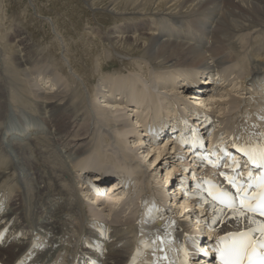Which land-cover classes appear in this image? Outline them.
<instances>
[{"label":"bare ground","instance_id":"bare-ground-1","mask_svg":"<svg viewBox=\"0 0 264 264\" xmlns=\"http://www.w3.org/2000/svg\"><path fill=\"white\" fill-rule=\"evenodd\" d=\"M83 2L93 17L76 33L80 67L60 29L39 48L17 25L0 29V223L9 239L0 264H85L87 255L126 264L137 237L157 232L177 250L185 241L196 264L206 225L214 236L263 221L203 195L183 199L174 186L192 158L172 151L171 139L152 144L150 133L198 113L223 138H264V0ZM113 62L115 71L104 69ZM107 177L115 194L93 197L86 179ZM121 177L131 183L125 193Z\"/></svg>","mask_w":264,"mask_h":264},{"label":"rangeland","instance_id":"rangeland-1","mask_svg":"<svg viewBox=\"0 0 264 264\" xmlns=\"http://www.w3.org/2000/svg\"><path fill=\"white\" fill-rule=\"evenodd\" d=\"M4 1H5V3H4ZM14 1V2H13ZM25 2V3H24ZM33 2V3H32ZM0 14H4V15H2L1 17L4 19L5 17H6V19H4V21H5V23H4V21H2V22H0V29H1V31H2V33H3V31L5 30V32L4 33H8V34H11V32L14 30V29H21L22 28V30H24V32H26V34H27V38H28V40H29V43L30 44H33V46H36L37 48H39V47H45L46 46V44H47V42L48 43H50L49 41L50 40H52V38H56V36L54 35V32L52 31V30H59L60 29V32H59V34L60 33H62V34H60L61 36H65L66 37V35H69V36H71V37H66V38H63L64 40H65V42L66 43H68V46H69V48H70V51H71V54L72 55H75L74 57L76 58V60H77V63H78V66H79V64H81V63H79V62H82V63H85V60L84 59H86V55L83 53L84 51H83V46H82V44H81V38H80V36L78 35V37H77V34H80V32L83 30V28H84V23L86 22V20H91V18L93 17V14H92V11L91 10H89V8H87V5L83 2V0H11V1H9V3H8V0H7V3H6V0H3L2 2L0 1ZM11 3L13 4V5H11ZM18 5H17V4ZM82 3V4H81ZM10 4V5H9ZM23 4V5H22ZM33 4H35L34 6H33ZM5 6V7H3V9L5 8V11L3 10V9H1L2 8V6ZM22 5V6H21ZM27 5H28V7L29 8H27ZM7 6V7H6ZM13 6V7H12ZM14 6H15V8H14ZM18 6V7H17ZM20 6V7H19ZM36 6V7H35ZM24 7V8H23ZM35 7V8H34ZM17 8V9H16ZM18 8H20V10H21V12H20V10H18ZM27 8V9H26ZM38 8V9H37ZM14 9H15V11H14ZM31 9V10H30ZM4 11V12H2V11ZM18 10V11H17ZM88 10V11H87ZM37 11H39V12H37ZM2 12V13H1ZM13 12V13H12ZM17 12H20V13H17ZM26 12V13H25ZM34 12H36L35 14H34ZM91 12V13H90ZM14 13H16V14H18L19 16H14L15 14ZM25 15H24V14ZM39 13V14H38ZM101 13V12H100ZM6 14V15H5ZM40 14H42V15H40ZM91 14V15H90ZM20 15H23V16H20ZM45 15V16H44ZM57 15V16H56ZM4 16V17H3ZM11 16V17H10ZM39 16H41L40 18H39ZM15 17V18H14ZM19 17H21V19L24 17L25 18V20H24V18H23V20H22V22L23 23H21V19L19 18ZM27 17V18H26ZM37 17V18H36ZM8 18V19H7ZM10 18H11V21H10ZM31 18V19H30ZM43 20H42V19ZM46 18H48V19H50V18H52V20L54 19V18H56V19H54L55 20V23H54V29H53V26L52 25H50L49 24V22H46L47 21V19ZM88 18V19H87ZM90 18V19H89ZM2 19V20H3ZM13 19V20H12ZM15 19H17V20H15ZM28 19V20H27ZM30 19V20H29ZM33 19V20H32ZM39 19V20H38ZM58 19V20H57ZM7 20V21H6ZM9 20V21H8ZM20 22H19V21ZM37 20V21H36ZM39 21H41V22H39ZM98 21H99V23L100 24H102V25H108V23H107V21H106V19L104 20L103 18H101V17H99V19H98ZM14 22V23H13ZM18 22L19 23H21L22 24V26L24 27H20L21 26V24H19L18 25ZM24 22H26V23H24ZM29 22V23H28ZM31 22V23H30ZM54 22V21H53ZM7 23V24H6ZM8 23H9V25H8ZM40 25H39V24ZM59 23V24H58ZM49 24V25H48ZM86 24V23H85ZM5 25H6V28H5ZM19 27H17V26ZM27 25H28V28H27ZM37 25V26H36ZM3 26V28H1ZM42 26V27H41ZM17 27V28H16ZM43 28V29H42ZM57 28V29H56ZM4 29V30H3ZM12 29V30H11ZM28 29V30H27ZM40 29V30H39ZM42 29V30H41ZM45 29V30H44ZM9 30H11V31H9ZM30 30V31H29ZM32 30H33V33H32ZM36 31H37V33H36ZM62 31V32H61ZM31 32V33H30ZM40 32V33H39ZM43 32V33H42ZM34 33H36V34H34ZM53 33V34H52ZM68 33V34H67ZM77 33V34H76ZM8 34L6 35V37L8 36ZM64 34V35H63ZM75 36V38H73L74 36ZM36 36H38V37H40V38H38V37H36ZM44 36V37H43ZM52 37V38H51ZM44 38V39H43ZM47 38V39H46ZM37 39V40H36ZM47 41H46V40ZM35 42H34V41ZM39 40H41V42H43V43H40V41ZM69 40V41H68ZM72 40V41H71ZM75 40V41H74ZM39 42V44H37L36 42ZM75 43H74V42ZM80 41V42H79ZM33 42V43H32ZM77 42V43H76ZM71 43V44H70ZM72 43H74V46H73V44ZM80 45V46H78V45ZM39 45V46H38ZM76 45H77V47H78V49H77V47H76ZM80 47H82V50H81V48ZM73 48V49H72ZM76 49V50H75ZM75 50V52H73ZM81 51V52H80ZM76 52H77V54H79V55H77L76 54ZM80 54H82V55H80ZM77 55V56H76ZM80 59V60H79ZM79 60V61H78ZM89 63H87L86 62V65H88ZM80 67V66H79ZM118 67H117V63L116 62H113V63H109L108 65H107V67H104V69L105 70H107V71H115L114 69H117ZM38 76L39 75H36L35 77L36 78H38ZM44 80H45V78H44ZM211 82V81H210ZM195 91V90H194ZM193 93V91L191 90L190 91V93ZM31 121H36V122H38L39 123V121L38 120H34L33 118H29ZM147 148H148V144H144ZM157 145V144H156ZM158 146H161V144H158ZM147 148H146V151L148 152V150H147ZM147 152H144V155H147ZM148 157H150L151 155H152V158L156 155V153H153V151L152 152H150V153H148ZM163 174H164V172H163ZM112 186H113V184H112ZM201 228H199V230H200ZM203 249V248H202Z\"/></svg>","mask_w":264,"mask_h":264},{"label":"snow or ice","instance_id":"snow-or-ice-1","mask_svg":"<svg viewBox=\"0 0 264 264\" xmlns=\"http://www.w3.org/2000/svg\"><path fill=\"white\" fill-rule=\"evenodd\" d=\"M249 210H258L261 215H264V199H262L258 208L250 206ZM251 223L257 225L251 231H258L264 236V222L258 223L251 220ZM239 237V241L220 250L224 264H264V252L258 251V249L264 250V239L252 240L249 233H240Z\"/></svg>","mask_w":264,"mask_h":264}]
</instances>
